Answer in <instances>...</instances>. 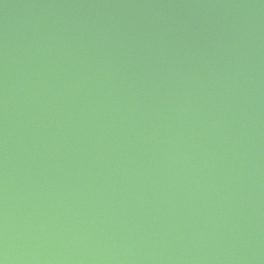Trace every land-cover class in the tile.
Here are the masks:
<instances>
[{
	"label": "water",
	"instance_id": "water-1",
	"mask_svg": "<svg viewBox=\"0 0 264 264\" xmlns=\"http://www.w3.org/2000/svg\"><path fill=\"white\" fill-rule=\"evenodd\" d=\"M0 264H264V0H0Z\"/></svg>",
	"mask_w": 264,
	"mask_h": 264
}]
</instances>
